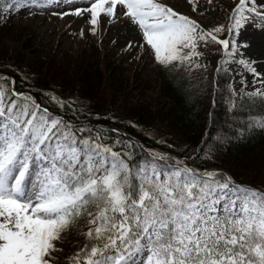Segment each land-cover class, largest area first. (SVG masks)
Instances as JSON below:
<instances>
[{
	"label": "snow or ice",
	"instance_id": "6c2138e0",
	"mask_svg": "<svg viewBox=\"0 0 264 264\" xmlns=\"http://www.w3.org/2000/svg\"><path fill=\"white\" fill-rule=\"evenodd\" d=\"M80 2L0 0V20ZM186 3L204 15L198 0ZM51 15L83 17L92 35L126 18L143 43L129 41L125 50L138 47L165 71L206 70L199 49L219 46L217 73L235 62L260 85L247 90L242 80L244 87L229 89L233 116L237 104L264 105V0H239L226 23L211 27L162 0H83ZM16 83L0 73V264H59L56 242L72 232L81 246L67 264H264V189L189 163L213 159L233 137L264 133V115L233 124L231 134L206 133L195 156L179 158L92 124L97 117L79 99L42 92L56 114ZM180 90L187 99L196 95ZM220 93L217 84L213 107Z\"/></svg>",
	"mask_w": 264,
	"mask_h": 264
},
{
	"label": "trees",
	"instance_id": "16d2710c",
	"mask_svg": "<svg viewBox=\"0 0 264 264\" xmlns=\"http://www.w3.org/2000/svg\"><path fill=\"white\" fill-rule=\"evenodd\" d=\"M54 66L53 63L46 65L42 62L38 75L31 76L24 72L20 60L9 62L0 59V73L13 77L19 91H28L31 88V94L36 97L37 102L45 104L50 111L62 114L57 106L41 95L42 92H52L65 100L79 99L97 117L92 119V124L117 128L121 135L126 134L135 143L138 141L150 148H160L180 158L186 155L195 156L193 149L199 148L206 133L214 135L226 130L231 134L234 129L230 124L243 125L259 115H264V105L259 102L237 104L234 109L235 116L233 110L215 105L211 107L213 117L210 121L208 108L213 99H209V89L205 83H195L184 72L165 71L161 66L156 70L155 80H148L147 86L139 88L140 91L137 89L139 94L136 96L139 100L137 97L132 98L135 101L132 104L134 106H129L130 103L126 101L127 91L122 92L129 85L126 78L128 69L116 60L107 59L105 63L101 62L100 57L89 60L79 68L75 85V81L65 79L59 67L53 68ZM21 74L28 77L31 83H24L20 78ZM223 79L221 85L225 88L229 79L227 75H223ZM56 80L62 82L63 86L59 89L54 87ZM153 82L158 86V93L156 88L154 90L149 86ZM181 88L188 94L196 95L193 99H187ZM145 93L157 97L156 106L152 107V97L144 98ZM108 117H115L118 122H113ZM129 122L138 127H131ZM153 129L165 133L161 139L163 143H157L158 139L151 134V131L155 132ZM189 163L191 167L200 170H223L240 183L264 189V184L260 183V179L264 178V133H247L242 139L233 137L232 142L222 147L213 159L202 158L196 159L195 163ZM67 235L70 239H78L75 232Z\"/></svg>",
	"mask_w": 264,
	"mask_h": 264
},
{
	"label": "rangeland",
	"instance_id": "374dc122",
	"mask_svg": "<svg viewBox=\"0 0 264 264\" xmlns=\"http://www.w3.org/2000/svg\"><path fill=\"white\" fill-rule=\"evenodd\" d=\"M162 2L175 6L180 12L197 19L206 27H211L226 23L234 4L239 3V0H212L211 4H208L207 0H198L199 11L204 12L203 16L193 13L186 0H162ZM82 5L83 0H81L80 4L64 5L60 8L36 9L31 15L25 9L9 18L7 23L0 20V59L1 61L9 62L20 60L24 72L31 76L38 75L42 62L46 63V65L53 63L55 64L53 68L59 67L65 79L68 78L70 81H75L74 85L77 81L79 68L81 69L83 64H86L89 60L97 59L98 57H100L102 63H105L107 59L116 60L128 69L126 78L129 81V85L122 92L125 93L127 91L128 100L126 101L131 106L135 103L133 99L139 94V92H136L137 89L140 91L142 87L147 86L148 80H155L156 70L159 65L154 61L152 55L142 52L138 47L134 46L125 50L129 41H133L134 45L143 43L142 34L139 33L138 29L133 28L126 18L114 19L111 23H105L97 31L96 35H92L90 32L91 25L83 17L68 15L61 19L59 16L51 15V11H71L75 7ZM81 29L85 33L83 37L80 35ZM199 50L204 53L200 60L201 63L207 65L206 70L180 71L184 72L195 83H205L206 88L209 89L207 92L209 99L214 98L213 89L218 84L221 93L215 96V105L229 108L228 91L230 88L239 90L244 87L241 83L242 80L247 82V90H252L253 87H260L258 83L253 85L254 78L252 74L242 65L235 62L223 65L222 67L227 69V71L217 73V67H221L219 64L221 59L219 46L212 45ZM258 70L264 72V68H258ZM223 75H227L229 79L225 88L221 85L224 80ZM153 83L149 84V86L157 90V84ZM53 84L57 89L63 86L60 80H56ZM63 89L65 88L63 87ZM158 92L159 90H157ZM148 96L152 97V107L156 106L157 97L153 94L151 96L150 93H145L144 98H149ZM154 99L155 102L153 103ZM208 101L211 102V100ZM211 107H213V103L208 108L210 112H212ZM232 125L230 124V127ZM153 130L155 132L152 133L151 131L152 136L161 140L165 133L162 130ZM260 183L264 184V178L260 179ZM56 243L57 247L63 250L57 253L59 264H67L68 257L81 246L78 239H70L67 233L64 235L62 242Z\"/></svg>",
	"mask_w": 264,
	"mask_h": 264
}]
</instances>
